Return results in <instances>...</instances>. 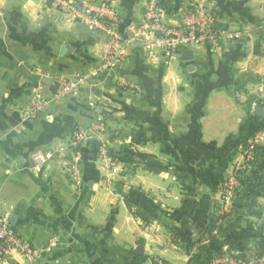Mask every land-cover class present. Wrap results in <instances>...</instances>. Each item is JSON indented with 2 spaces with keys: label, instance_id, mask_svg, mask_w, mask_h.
Instances as JSON below:
<instances>
[{
  "label": "crops",
  "instance_id": "crops-1",
  "mask_svg": "<svg viewBox=\"0 0 264 264\" xmlns=\"http://www.w3.org/2000/svg\"><path fill=\"white\" fill-rule=\"evenodd\" d=\"M107 1L117 23L96 30L43 0H0V214L43 249L31 264H183L221 247L224 236L216 243L187 236L177 245L163 234L205 231L215 196L201 170L233 152L250 122L264 117L263 0H199L241 37L155 61L131 39L144 0ZM191 1L164 0V22L177 24ZM113 34L124 62L111 69L102 54ZM59 78L76 86L54 99ZM76 129L89 132L72 179Z\"/></svg>",
  "mask_w": 264,
  "mask_h": 264
},
{
  "label": "built area",
  "instance_id": "built-area-1",
  "mask_svg": "<svg viewBox=\"0 0 264 264\" xmlns=\"http://www.w3.org/2000/svg\"><path fill=\"white\" fill-rule=\"evenodd\" d=\"M53 9L64 14L73 21H79L99 30L105 26L117 23V14L114 7L107 0H43ZM162 0H144L142 17L139 23L133 25L132 38L137 40L151 61L157 56L171 59L179 52L181 47L200 46L209 44L216 48L222 38L237 39L241 37L238 31L223 29L217 25L214 10L204 5L199 0H192L187 11L180 16L175 25L167 24L162 17ZM264 8V0L263 6ZM120 37L117 34L109 36L102 54L103 67L114 69L124 62V55L120 48ZM261 58L264 60V37L259 43ZM122 86L132 87L127 81H120ZM76 82L67 78H59L53 92L54 99L65 98L74 92ZM38 106H34L38 109ZM34 113V109L31 111ZM89 131L74 130L70 143L74 150L70 154L68 163L72 179L79 175L78 163L81 153L77 150ZM99 157L107 164L110 160L105 147L99 146ZM56 244V239L51 238L49 247ZM17 253L25 263L36 262L42 255L43 249L33 246L27 239L19 236L9 225L8 216L0 214V264L10 262L12 253ZM155 264H167L162 258H154Z\"/></svg>",
  "mask_w": 264,
  "mask_h": 264
},
{
  "label": "rangeland",
  "instance_id": "rangeland-1",
  "mask_svg": "<svg viewBox=\"0 0 264 264\" xmlns=\"http://www.w3.org/2000/svg\"><path fill=\"white\" fill-rule=\"evenodd\" d=\"M233 152L225 154L220 161L216 160L213 168L201 170L204 185L215 196L205 231L196 235L183 232L191 239L201 235L214 242L224 236L225 242L221 247L209 250V258L206 259L203 252L183 264H264V252L260 253L261 245L264 246V117L250 122L248 134ZM96 154L99 157V150ZM108 161L107 167H110L112 160ZM163 235L165 238L171 235L172 242L177 245L189 241L186 237L178 242L172 233ZM165 241L171 246L169 240ZM7 264L16 263L10 259Z\"/></svg>",
  "mask_w": 264,
  "mask_h": 264
},
{
  "label": "trees",
  "instance_id": "trees-1",
  "mask_svg": "<svg viewBox=\"0 0 264 264\" xmlns=\"http://www.w3.org/2000/svg\"><path fill=\"white\" fill-rule=\"evenodd\" d=\"M163 3H164V0H162V2H161V8L163 7ZM162 10H163V9H162ZM214 12H215V10H214ZM215 14H216V12H215ZM216 19H217V17H216ZM217 25L219 26L218 22H217ZM219 27H221V26H219ZM233 153H234V152H231V154H233ZM128 204H129V203H128ZM135 206H136V205H135ZM136 211H137V210L135 209V212H136ZM138 211H139V210H138ZM170 231H171V233H172L173 235H175V236L178 238V240H180V241L185 240L186 237H187V235H186L185 233H183V232H179L178 230H173V229H171ZM261 248H262V250H261L260 253H263V252H264V246L261 245ZM205 253H206V255H207L206 259L209 258V256H211V252H210L209 250L206 251ZM199 255H201V254H199ZM199 255H197V256H199Z\"/></svg>",
  "mask_w": 264,
  "mask_h": 264
},
{
  "label": "water",
  "instance_id": "water-1",
  "mask_svg": "<svg viewBox=\"0 0 264 264\" xmlns=\"http://www.w3.org/2000/svg\"><path fill=\"white\" fill-rule=\"evenodd\" d=\"M84 157H86V156H84Z\"/></svg>",
  "mask_w": 264,
  "mask_h": 264
}]
</instances>
